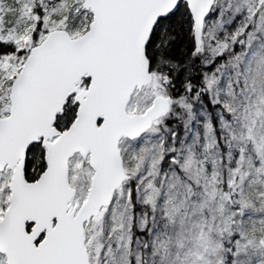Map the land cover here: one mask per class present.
I'll use <instances>...</instances> for the list:
<instances>
[{"label": "snow or ice", "instance_id": "1", "mask_svg": "<svg viewBox=\"0 0 264 264\" xmlns=\"http://www.w3.org/2000/svg\"><path fill=\"white\" fill-rule=\"evenodd\" d=\"M0 264H264V0H0Z\"/></svg>", "mask_w": 264, "mask_h": 264}]
</instances>
